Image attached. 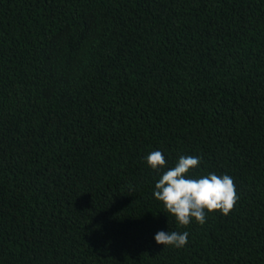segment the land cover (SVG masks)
Listing matches in <instances>:
<instances>
[{"label": "trees", "instance_id": "1", "mask_svg": "<svg viewBox=\"0 0 264 264\" xmlns=\"http://www.w3.org/2000/svg\"><path fill=\"white\" fill-rule=\"evenodd\" d=\"M157 150L229 215L178 225ZM0 264H264V0H0Z\"/></svg>", "mask_w": 264, "mask_h": 264}, {"label": "clouds", "instance_id": "2", "mask_svg": "<svg viewBox=\"0 0 264 264\" xmlns=\"http://www.w3.org/2000/svg\"><path fill=\"white\" fill-rule=\"evenodd\" d=\"M201 158L181 155L174 167L162 171L166 160L161 151H153L147 156L148 166L160 173L153 195L163 203L165 211L175 217L178 225L188 226L194 219L198 224L206 223L207 213L220 212L227 216L233 210L238 196L233 179L229 175L218 176L209 173L192 178L191 170L197 169ZM187 231H159L155 234L158 245L183 248L188 243Z\"/></svg>", "mask_w": 264, "mask_h": 264}]
</instances>
